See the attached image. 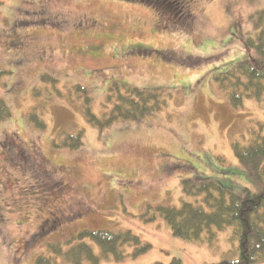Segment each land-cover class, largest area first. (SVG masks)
Masks as SVG:
<instances>
[{
  "label": "rangeland",
  "instance_id": "rangeland-1",
  "mask_svg": "<svg viewBox=\"0 0 264 264\" xmlns=\"http://www.w3.org/2000/svg\"><path fill=\"white\" fill-rule=\"evenodd\" d=\"M262 9L264 0H182V13L164 5L160 18L147 0H0V98L10 109L0 120V264H33L48 243L98 229H129L151 247L97 264L237 258L232 226L191 241L159 215L147 219L158 205L207 209L182 192L184 178L256 189L231 143L264 137V98L234 108L214 76L247 53L241 37ZM125 86L157 91L160 108L92 124L86 108L104 118Z\"/></svg>",
  "mask_w": 264,
  "mask_h": 264
},
{
  "label": "trees",
  "instance_id": "trees-1",
  "mask_svg": "<svg viewBox=\"0 0 264 264\" xmlns=\"http://www.w3.org/2000/svg\"><path fill=\"white\" fill-rule=\"evenodd\" d=\"M147 3L156 9L160 18L164 5L170 8L172 5L173 9H176L175 13H182V0H147ZM250 18L253 33L247 32L241 37L247 53L214 76V80L226 92L229 103L234 108L242 107L246 98H264V9L255 12ZM4 73L0 67V76ZM41 78L50 79L47 74L41 75ZM114 93L123 99L122 105L114 107L109 115L103 116L104 118L99 119L86 108L89 121L100 129L120 119H142L160 108L157 91L125 86L122 93L112 92ZM9 110V106L0 98V120L9 116ZM30 116L34 118V115ZM35 123L38 128L44 127L42 122ZM70 138L75 141L73 149L82 144L81 132ZM231 146L238 162L245 167L248 178L253 180L255 190L244 186L230 191L211 178H184L181 181L182 192L189 196H202V202L207 209L186 201L179 207L158 205L155 208L156 213L147 220L159 215L169 225L174 236L191 241H199L205 235H213V229L222 230L232 226L233 236L237 240L238 257L224 258L212 264H264V137L252 138L247 144L234 141ZM86 240L98 245L100 255L94 253L91 244ZM125 246L132 247L133 257L151 247L129 229L82 230L64 243H48L46 253L40 252L33 264H56L58 257H63L70 264H97L101 257L109 255L115 260H121L126 254ZM167 264L183 262L173 257Z\"/></svg>",
  "mask_w": 264,
  "mask_h": 264
},
{
  "label": "flooded vegetation",
  "instance_id": "flooded-vegetation-1",
  "mask_svg": "<svg viewBox=\"0 0 264 264\" xmlns=\"http://www.w3.org/2000/svg\"><path fill=\"white\" fill-rule=\"evenodd\" d=\"M163 17V16H162ZM58 188H61L62 190H68L69 189V185H68V183H66V185H64V183L62 182V183H59L58 184ZM60 205H61V199H58V198H56V200L54 201V203H53V207L54 208H56V210H58V208L60 207ZM48 207V206H47ZM47 212H48V214H49V218H54V219H56L55 217H54V214L52 213V211H49V209L47 210ZM54 212V211H53ZM49 218H44L42 221H45V222H47L48 220H49Z\"/></svg>",
  "mask_w": 264,
  "mask_h": 264
}]
</instances>
